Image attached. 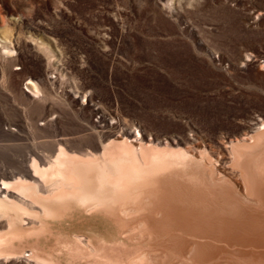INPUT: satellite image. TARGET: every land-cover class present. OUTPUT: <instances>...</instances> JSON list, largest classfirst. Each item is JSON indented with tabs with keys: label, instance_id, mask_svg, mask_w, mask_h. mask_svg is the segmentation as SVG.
Segmentation results:
<instances>
[{
	"label": "rangeland",
	"instance_id": "obj_1",
	"mask_svg": "<svg viewBox=\"0 0 264 264\" xmlns=\"http://www.w3.org/2000/svg\"><path fill=\"white\" fill-rule=\"evenodd\" d=\"M29 81L44 98L30 105ZM21 109L35 124L58 113L73 137L100 116L104 133L205 145L209 161L171 164L125 208L156 206L125 233L151 263L264 264V136L250 147L264 120V0H0V129L18 128Z\"/></svg>",
	"mask_w": 264,
	"mask_h": 264
},
{
	"label": "bare ground",
	"instance_id": "obj_2",
	"mask_svg": "<svg viewBox=\"0 0 264 264\" xmlns=\"http://www.w3.org/2000/svg\"><path fill=\"white\" fill-rule=\"evenodd\" d=\"M29 82L34 87L26 90L28 105L43 98ZM30 112H18V128L0 129L7 139L19 136V141H0V264H166L160 255L149 262L137 230L125 233L138 228L156 206H145L142 213L125 208L150 198L144 189L156 186L158 174L171 164L194 155L209 161L212 152L177 138L145 136L137 128L104 133L100 116L89 121L90 138L68 136L60 130L58 113L35 124ZM83 124L77 125L85 132ZM258 127L262 130L250 147L261 143L264 120ZM47 128L51 135L37 136ZM234 155L231 149L228 156ZM237 155L242 163L244 155ZM167 157L172 162L163 161ZM241 179L247 198L255 200L258 183L249 174Z\"/></svg>",
	"mask_w": 264,
	"mask_h": 264
}]
</instances>
